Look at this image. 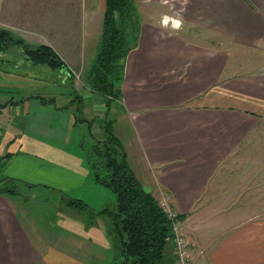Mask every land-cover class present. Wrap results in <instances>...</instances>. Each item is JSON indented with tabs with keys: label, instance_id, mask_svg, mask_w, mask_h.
I'll use <instances>...</instances> for the list:
<instances>
[{
	"label": "crops",
	"instance_id": "crops-1",
	"mask_svg": "<svg viewBox=\"0 0 264 264\" xmlns=\"http://www.w3.org/2000/svg\"><path fill=\"white\" fill-rule=\"evenodd\" d=\"M50 3L55 9H74L64 0H0V15L8 16L0 21L16 25L4 26L28 41L16 23L33 21L40 15L38 9L48 10ZM135 3L148 9L144 17L138 14L139 25L127 31L131 49L123 61L119 97L112 100L121 108L122 118H126L133 134L135 165L114 131L116 121L107 123L122 143L143 188L160 202L163 196H169L170 206L185 217L195 263L264 264V222L252 221V226L251 221L242 224L239 217L258 213L249 201L258 197V175L252 161L256 156L250 154L242 169L240 151L255 152L258 141H248L264 131V64L256 76L239 80L228 73L232 52L224 45L229 40L232 49L264 52V0ZM98 4L97 0L90 1L84 20L88 29L90 25L100 35L101 45L106 0ZM99 6L103 17L98 13ZM180 11L184 14L179 16ZM165 15L182 19V28L178 32L170 25L163 28ZM199 29L216 35V44L200 42ZM99 52L100 47L97 57ZM56 54L65 68L53 70H64L68 76L59 75L62 87L66 83L71 88L63 104H58L57 96L46 93L18 98L0 95V182L4 190L17 191L0 193V264H112L121 256L122 239L113 232L109 216L102 212L116 207L112 191L95 181L87 162L75 154L70 142L77 126L75 116L80 114L76 106H70L72 84L79 93L87 88L92 95H100L86 87L97 57L80 90L74 82L81 79L76 77H81V72L75 71L81 69L77 60L69 62ZM21 57L30 69H52ZM88 117L79 116L80 122L90 126ZM91 121L92 129L87 128L95 138ZM104 125L100 130L105 140ZM237 151V159L229 162ZM236 162L237 173L231 174L229 167ZM241 176L249 184L241 185ZM240 188H248V200H242V193L235 191ZM73 195L90 209L68 205L65 200ZM207 196L209 201L203 202ZM52 198L56 201L50 204ZM38 202L43 206L37 212L36 228L27 213L40 207L35 206ZM250 206L254 209L246 210ZM54 212L56 216L50 217ZM210 213L217 216L208 221ZM48 220L50 225L45 226ZM217 228H228V237L217 235ZM207 248L209 257L205 256ZM105 251H110L109 257Z\"/></svg>",
	"mask_w": 264,
	"mask_h": 264
},
{
	"label": "rangeland",
	"instance_id": "rangeland-1",
	"mask_svg": "<svg viewBox=\"0 0 264 264\" xmlns=\"http://www.w3.org/2000/svg\"><path fill=\"white\" fill-rule=\"evenodd\" d=\"M90 1L91 0H64L65 5L69 4L74 7L73 10L55 9L54 5L50 3L49 5H47L49 6L48 10L44 8L38 9L39 11L37 12V14L40 15H38L33 21L16 23L18 28L21 29L20 32L22 33V35L25 36V38L28 40L26 41V43L29 46L36 47L40 46L41 44H45L46 46H50L52 49H55L57 53H60L63 59L68 60L69 62L77 60L78 66H80L81 69L76 68L75 71L79 73L81 72V79H75L74 82L78 84L77 87L80 90L83 88V85H85L87 73L89 70H91L92 66L94 65L100 47V35L97 34V31H92L89 24L88 29L87 23L84 20L89 9L91 8ZM97 1L99 2L98 5H100V0ZM181 7L184 8L185 11V6L182 5ZM147 9L148 7L143 4L137 5L138 14L141 17H144V15H146ZM98 13L100 14V16L103 17L100 6ZM179 13V16L181 14H184L181 11ZM7 18L8 16L0 15V20ZM4 25H7L8 27L16 26L13 23H8L7 21H0V28L10 31ZM23 29L25 31H23ZM13 34L17 36V33L14 32ZM197 34L200 35V42L206 43L207 41H209V45H213V43L214 45L216 44L217 36L212 34L210 31L207 32L199 29V33ZM220 40L224 41V39L221 38ZM227 41L229 40H226V42L224 41V45L226 47H229L230 49L225 50L232 52V60L228 71L229 75H233L236 78L238 77L239 80L245 79L249 76H256L258 69L264 64V52H258L253 49L245 48L232 49L233 46L230 45ZM18 49L21 48L16 47L14 49H11L7 53H0V95H3L4 97L8 96L18 98L21 96L42 95L46 93V95L51 94L53 97L57 96L58 104H63L65 97L69 96L71 92V88L67 87L66 83L64 87H62V80L61 77H59V75L61 74L63 78H67L68 75H66V72L62 69L50 70L49 68L42 66H35L34 68L30 69L29 67H27L28 64L25 63V60L21 57L22 55H20V50ZM28 72L32 73L28 75ZM80 94L86 97V112L84 113L83 111H81L78 115L81 119L90 116L88 118H91L94 121L93 129L96 133V136L94 138L90 135V132L87 128L88 124H82L81 122H79V124L72 130L70 136L71 149L74 150L75 154H77L79 158H81L82 160L84 159L86 161V152L90 149L93 143L95 144L96 141H104L102 130H100L102 123L107 124L108 121L111 122L112 120H115L116 123L114 126V131L116 135L120 138L124 146L127 147L129 151L130 160L135 165L137 160V150H134L131 145L133 142V134L131 135L129 132L128 122L126 118H122L123 114L121 112V108H119L116 103L113 102H111V105L108 106L106 103L108 102L107 98L99 94H97L99 96L92 95V93L88 92L87 88H83V90L80 91ZM48 99H50V97H48ZM75 106L76 108L78 107V105ZM258 135L259 136L257 137V139L254 138L248 141H258V147L254 150L255 152H252L249 149H245V154L240 151V165L242 169H244V165L248 163L250 154L252 156H256V160L252 161H255L256 163V173L258 175V197L255 200L249 201L253 202L252 204L255 205L258 213L254 215H250L249 213L239 215L242 224L251 221L250 225L252 226L255 224V222L252 221L258 220V224L264 222V131H261V134ZM248 142H246V144ZM102 149L103 148H101V150ZM80 153L81 156L79 155ZM236 156H238V151L231 155L229 162H234L233 159H237L234 158ZM237 164L238 162H236L235 165L229 167L231 169V174L237 173ZM134 168H136V166ZM241 178V185L249 184L244 183L243 176H241ZM227 184L232 185V182H228ZM107 191L111 192L109 189ZM235 191L242 193V200L246 201L249 199L247 197L248 188H246V190L240 188ZM111 193L113 195L112 200L116 203L115 194H113V192ZM95 194L96 193H94L93 196H95ZM232 194L233 190H230L229 196L232 197ZM72 197L74 199L69 198L65 201L66 203L68 202L70 206L74 207L72 203L77 202L78 196L73 195ZM235 197H237V195ZM54 201H56V199H50V204ZM205 201H209L208 196L203 199V202ZM37 204H35V206L40 207H37V209H34L32 211L28 210L30 214L27 213V215H30L32 224L36 228H39L37 212L41 211V206H43V203H40L39 205L38 202ZM249 209L252 210L254 208L253 206H250V208H246V210ZM65 210L66 208H63V211ZM53 216H56V212L51 214L50 217ZM208 216L209 219L207 220L211 221V219L215 218L217 214L210 213ZM49 222L51 221L48 220L45 226L50 225ZM232 226L233 222H231V228ZM227 230L228 228H217L214 230V232L217 235H223V238H227ZM261 234L263 238V230L261 231ZM72 237L75 240L77 239L76 236ZM216 238H218V236ZM257 240L258 243H260L258 236ZM261 250H264V245H261ZM105 252L109 257L110 251ZM115 254L116 253H114V255L112 254L114 258H116ZM209 254L210 250L207 248L205 256L209 257ZM118 259L121 260V256ZM262 260H264V258H262ZM200 264L207 263L201 262Z\"/></svg>",
	"mask_w": 264,
	"mask_h": 264
},
{
	"label": "trees",
	"instance_id": "trees-1",
	"mask_svg": "<svg viewBox=\"0 0 264 264\" xmlns=\"http://www.w3.org/2000/svg\"><path fill=\"white\" fill-rule=\"evenodd\" d=\"M138 16L135 0H106L100 52L87 87L105 96L108 105L119 97L123 61L131 49L128 47L127 31L139 25ZM16 47H20V53L34 64H44L52 69L65 68L50 46H29L22 38L0 28V53H7ZM72 87L74 92L70 106L78 105V114L84 110L85 101L73 84ZM43 102L52 104L51 101ZM80 119L75 116L77 125ZM89 124L91 130L92 121ZM104 126L107 138L93 143L86 152V162L95 181L111 190L116 197V207H107L102 211L109 216L113 232L122 239L121 260L117 259L112 264H175L172 224L167 213L161 202L147 192L137 179L122 143L112 133L110 123ZM8 190H4L0 182V193L17 192ZM72 205L82 210L90 209L81 200ZM180 217L185 220L184 216Z\"/></svg>",
	"mask_w": 264,
	"mask_h": 264
},
{
	"label": "built area",
	"instance_id": "built-area-1",
	"mask_svg": "<svg viewBox=\"0 0 264 264\" xmlns=\"http://www.w3.org/2000/svg\"><path fill=\"white\" fill-rule=\"evenodd\" d=\"M76 77L80 79L79 76ZM161 205L172 224V241L175 246L174 254L176 257L175 264H196L191 240L184 220L180 217V214L170 206L169 196H163Z\"/></svg>",
	"mask_w": 264,
	"mask_h": 264
},
{
	"label": "clouds",
	"instance_id": "clouds-1",
	"mask_svg": "<svg viewBox=\"0 0 264 264\" xmlns=\"http://www.w3.org/2000/svg\"><path fill=\"white\" fill-rule=\"evenodd\" d=\"M165 2H167V0H165ZM185 3H187V0H185ZM161 25L165 29H167L170 25L172 30L178 32L182 28L183 20L165 15L161 21Z\"/></svg>",
	"mask_w": 264,
	"mask_h": 264
}]
</instances>
